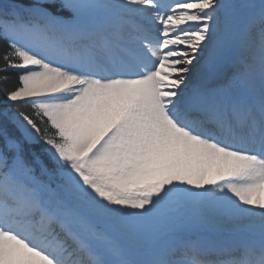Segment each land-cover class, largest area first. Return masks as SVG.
Listing matches in <instances>:
<instances>
[{"label":"snow or ice","instance_id":"snow-or-ice-1","mask_svg":"<svg viewBox=\"0 0 264 264\" xmlns=\"http://www.w3.org/2000/svg\"><path fill=\"white\" fill-rule=\"evenodd\" d=\"M0 84V264H264V0H0Z\"/></svg>","mask_w":264,"mask_h":264},{"label":"trees","instance_id":"trees-1","mask_svg":"<svg viewBox=\"0 0 264 264\" xmlns=\"http://www.w3.org/2000/svg\"><path fill=\"white\" fill-rule=\"evenodd\" d=\"M9 76H10V80L8 82V86H17L18 79H17L16 73L15 72L9 73ZM3 87L4 85L0 84V88H3ZM25 110L31 111V109L27 108L26 106H25Z\"/></svg>","mask_w":264,"mask_h":264}]
</instances>
